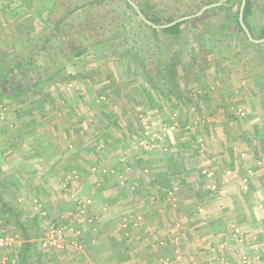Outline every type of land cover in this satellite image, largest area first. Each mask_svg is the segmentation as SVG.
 Instances as JSON below:
<instances>
[{"label": "rangeland", "instance_id": "374dc122", "mask_svg": "<svg viewBox=\"0 0 264 264\" xmlns=\"http://www.w3.org/2000/svg\"><path fill=\"white\" fill-rule=\"evenodd\" d=\"M58 1L69 11L88 0H0V67L26 56L34 41L51 34L49 20ZM139 1L146 11L160 1L161 17L176 15L177 0ZM180 1L194 3L185 16L206 6L202 0ZM109 3L116 9L111 13L116 24L107 26L108 42L90 43L86 54L32 91H26L24 80L21 90L0 95V188L25 221H37L31 231L39 235L29 259L33 264H66L72 234L97 226L98 202L102 209L105 202L129 204L134 184L155 181L169 161L178 173L179 157L187 156L195 167L198 156L202 163L210 160L207 138L218 116L237 121L257 115L264 127V47L247 44L239 32V0L230 11L204 13L193 23L194 33L189 29L179 38L155 35L123 0ZM111 8L83 9H96L93 22H98L103 12L97 9ZM251 25L257 30L264 25V9L255 10ZM64 39L57 33L49 51L63 53ZM173 55L175 85L184 98L179 103L156 74L157 61L169 62ZM138 59L154 67L160 85L147 78ZM125 216L113 224L115 229L130 225ZM0 236L7 239L2 264H17L23 239L1 208ZM232 238L239 247L222 255L223 264H264V254L250 256L241 248L242 239Z\"/></svg>", "mask_w": 264, "mask_h": 264}, {"label": "crops", "instance_id": "0c3cea01", "mask_svg": "<svg viewBox=\"0 0 264 264\" xmlns=\"http://www.w3.org/2000/svg\"><path fill=\"white\" fill-rule=\"evenodd\" d=\"M256 117L218 116L210 160L198 156L195 167L179 157L178 173L169 161L155 181L134 184L129 204L98 202L97 226L72 234L66 264H223L239 247L232 237L248 255L264 254V127ZM123 215L130 225L115 229Z\"/></svg>", "mask_w": 264, "mask_h": 264}, {"label": "trees", "instance_id": "16d2710c", "mask_svg": "<svg viewBox=\"0 0 264 264\" xmlns=\"http://www.w3.org/2000/svg\"><path fill=\"white\" fill-rule=\"evenodd\" d=\"M128 8H130L136 15L137 12L134 8L126 1L123 0ZM137 3L140 7L142 13L146 16L147 19L152 21L156 25H165L173 22L176 19L184 17L188 15V9L194 8V3L192 1L182 2L177 0L176 4L174 3V9L176 15L174 17H161L156 10L157 4L160 6V1H157L156 5L151 7V11H146L145 8L142 6L139 0H133ZM220 0H202V5H209L216 3ZM236 0H228L226 4L222 7L218 8H225L224 10L230 11L231 8L235 5ZM240 4L242 0H239ZM58 1L54 5V9H52L51 19L49 23L51 25V34L49 36H42L41 40L38 39L32 43V46H29L26 56L24 57H17L10 63H2L3 66L0 67V95L4 96L5 93L17 90H21L24 86L22 82L27 80V84L25 85L26 91H32L41 84L46 82L47 80H52L63 69L71 62L78 57L83 56L86 54L88 50V45L93 42V44H97L98 46L101 43L108 42L107 40L110 38L108 37L110 32L107 31V26L109 25L111 28L115 26L116 19L114 15L111 13H115L116 9L111 8L112 6L109 3V0H88L81 6H76L74 9L69 11L61 9V5ZM199 4V2L197 3ZM105 6L106 8L111 9H97L98 12H103V15L100 13L98 16V22H93L95 18H93V10L96 9H83L86 6ZM186 9V11H184ZM264 9V0H247L245 11H244V21L249 28L250 32L252 33L254 38H264V25L260 29H255L251 25L252 17L255 15V10ZM223 9H211L205 12L207 14L211 11H219ZM105 12V13H104ZM239 12L240 9L237 11L236 23L238 25L239 32L244 34V40L247 44L253 46L264 47V44H254L249 41L248 37L244 33L242 27L239 23ZM80 13V14H79ZM76 15L75 20H68L69 17ZM81 14H84L85 20H81ZM54 15H58L56 19H54ZM201 18H195L192 20H187L184 22H180L170 28L157 30L152 28L151 26L147 25L141 20V23L150 29L155 35L158 32H163L165 34H172L174 37L179 38L184 34L185 31L191 29L189 32L194 33L193 29L196 28L193 23L200 22ZM100 30V31H99ZM207 29L204 28V32ZM220 30V28H219ZM57 33L60 34L63 38H65L62 42L63 46L60 48L62 49L63 53L49 51V47L51 46V42L57 38ZM202 34V33H201ZM200 34V36H201ZM211 35L216 36L212 31L210 32ZM67 40V43L66 41ZM39 43V44H38ZM50 44V45H49ZM68 46V48H65ZM51 50V49H50ZM177 55H173L169 62H162L163 59H159L157 61V69L156 74L157 77L160 79L161 86L166 89L170 98L176 102H183L184 98L182 92L177 89L175 85V73H176V57ZM137 59V58H135ZM145 59V58H144ZM139 60V59H138ZM143 68L144 73L146 74L147 78L150 79L154 85H160L158 81H156L157 77L153 74L155 71L154 67L149 63L147 60H139ZM146 62V63H145ZM162 68H159V65L163 64ZM153 75V76H152ZM152 77H154L152 79ZM156 78V79H155ZM155 79V80H154ZM156 81V82H155ZM0 208L1 210L6 213L7 215L11 216L15 222L16 227L21 233L23 239V247L22 252L20 254V261L19 264H32L29 259L32 258V252L34 246H36V241L39 238L38 234L32 233L31 231L34 230L33 226L37 224L36 220L25 221L23 219V213L15 208L14 206L9 203L0 188ZM34 226V227H35Z\"/></svg>", "mask_w": 264, "mask_h": 264}, {"label": "water", "instance_id": "95a60500", "mask_svg": "<svg viewBox=\"0 0 264 264\" xmlns=\"http://www.w3.org/2000/svg\"><path fill=\"white\" fill-rule=\"evenodd\" d=\"M126 1L134 8V10L138 13L139 17L144 21V23H146L147 25L151 26L154 29L161 30V29L170 28V27H172V26H174L180 22H184L187 20L198 18L208 10L224 6L228 0H220L216 3L206 5L198 13H196L194 15L181 17V18L176 19L173 22L166 24V25L154 24L152 21H150L149 19L146 18V16L142 13L140 7L137 5L136 2H134L133 0H126ZM246 3H247V0H242L241 7H240V13H239L240 26L242 27L244 33L246 34V36L248 37L250 42H252L254 44H264V38H261V39L254 38L252 33L250 32L249 28L247 27L245 21H244V11H245V7H246Z\"/></svg>", "mask_w": 264, "mask_h": 264}, {"label": "built area", "instance_id": "2783aa9c", "mask_svg": "<svg viewBox=\"0 0 264 264\" xmlns=\"http://www.w3.org/2000/svg\"><path fill=\"white\" fill-rule=\"evenodd\" d=\"M7 245V239L3 236H0V250L4 249Z\"/></svg>", "mask_w": 264, "mask_h": 264}]
</instances>
